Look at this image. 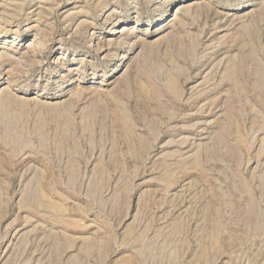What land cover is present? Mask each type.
<instances>
[{
  "label": "rangeland",
  "instance_id": "374dc122",
  "mask_svg": "<svg viewBox=\"0 0 264 264\" xmlns=\"http://www.w3.org/2000/svg\"><path fill=\"white\" fill-rule=\"evenodd\" d=\"M0 264H264V0H0Z\"/></svg>",
  "mask_w": 264,
  "mask_h": 264
},
{
  "label": "bare ground",
  "instance_id": "6f19581e",
  "mask_svg": "<svg viewBox=\"0 0 264 264\" xmlns=\"http://www.w3.org/2000/svg\"><path fill=\"white\" fill-rule=\"evenodd\" d=\"M125 30H127V28L123 27V29H122L120 32L125 31ZM121 34H122V33H121Z\"/></svg>",
  "mask_w": 264,
  "mask_h": 264
}]
</instances>
